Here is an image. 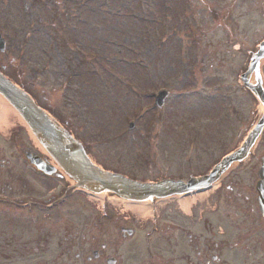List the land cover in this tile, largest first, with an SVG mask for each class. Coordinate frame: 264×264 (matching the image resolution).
I'll return each mask as SVG.
<instances>
[{
    "label": "rangeland",
    "instance_id": "374dc122",
    "mask_svg": "<svg viewBox=\"0 0 264 264\" xmlns=\"http://www.w3.org/2000/svg\"><path fill=\"white\" fill-rule=\"evenodd\" d=\"M0 32V67L71 128L95 163L141 180L187 178L229 151L252 116L239 75L264 38V0H0ZM160 88L169 94L158 108ZM6 115L3 169L24 173L17 144L41 147L15 112ZM103 201L108 211L128 210L108 194ZM99 202L79 192L63 217L82 224ZM150 204L161 214L183 208L177 196Z\"/></svg>",
    "mask_w": 264,
    "mask_h": 264
},
{
    "label": "flooded vegetation",
    "instance_id": "af4514ba",
    "mask_svg": "<svg viewBox=\"0 0 264 264\" xmlns=\"http://www.w3.org/2000/svg\"><path fill=\"white\" fill-rule=\"evenodd\" d=\"M260 71L264 89V62ZM243 88L252 97V116L229 151L240 149L263 113ZM253 142L195 206L173 205L151 219L90 207L82 224L63 217V204L74 195L58 172L31 164L24 173L3 169L10 161L0 155V264H264V125Z\"/></svg>",
    "mask_w": 264,
    "mask_h": 264
},
{
    "label": "water",
    "instance_id": "95a60500",
    "mask_svg": "<svg viewBox=\"0 0 264 264\" xmlns=\"http://www.w3.org/2000/svg\"><path fill=\"white\" fill-rule=\"evenodd\" d=\"M3 48L4 40L0 37V50ZM263 58L264 40L251 55L247 70L241 75L243 84L263 105V113L257 126L250 131L240 149L222 157L208 173L190 176L187 180L163 178L157 181H140L101 168L92 162L81 142L67 128L1 71L0 97L20 116L38 144L74 186L93 193H109L133 201L157 199L204 189L216 182L234 162L246 156L259 129L264 125V89L259 74V64ZM165 95V91L159 93L156 99L158 105L162 104ZM26 156L44 172L51 173L55 170V167L41 162L38 157H31L28 153Z\"/></svg>",
    "mask_w": 264,
    "mask_h": 264
},
{
    "label": "bare ground",
    "instance_id": "6f19581e",
    "mask_svg": "<svg viewBox=\"0 0 264 264\" xmlns=\"http://www.w3.org/2000/svg\"><path fill=\"white\" fill-rule=\"evenodd\" d=\"M7 113H10L13 115V112L8 107V104L0 97V124L6 121L5 117L7 116L6 115ZM1 126L2 125H0V129H1ZM206 193L207 192H204V193L199 192L196 194L197 195L196 197H199V198L204 197ZM98 198L101 199V197H98ZM191 199H193V197L190 198V197L181 196L179 198L181 206L185 208L189 204V202H191ZM125 205L128 209H132L133 211L141 215L145 214L150 208L149 201H126Z\"/></svg>",
    "mask_w": 264,
    "mask_h": 264
}]
</instances>
